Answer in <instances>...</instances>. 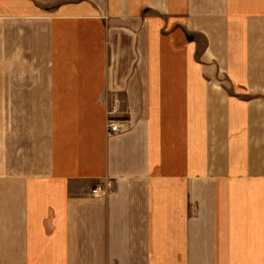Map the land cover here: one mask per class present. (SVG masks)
I'll use <instances>...</instances> for the list:
<instances>
[{"label": "crops", "instance_id": "obj_1", "mask_svg": "<svg viewBox=\"0 0 264 264\" xmlns=\"http://www.w3.org/2000/svg\"><path fill=\"white\" fill-rule=\"evenodd\" d=\"M0 264H264V0H0Z\"/></svg>", "mask_w": 264, "mask_h": 264}, {"label": "built area", "instance_id": "obj_2", "mask_svg": "<svg viewBox=\"0 0 264 264\" xmlns=\"http://www.w3.org/2000/svg\"><path fill=\"white\" fill-rule=\"evenodd\" d=\"M129 125L124 120L117 119V110L109 107L106 114V134L108 136L122 134L127 132ZM112 190V182L107 181L103 186H97L91 191V198L102 199L110 194Z\"/></svg>", "mask_w": 264, "mask_h": 264}]
</instances>
